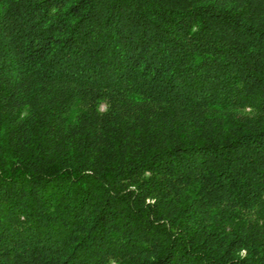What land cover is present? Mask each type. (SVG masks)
Returning a JSON list of instances; mask_svg holds the SVG:
<instances>
[{
    "label": "trees",
    "instance_id": "trees-1",
    "mask_svg": "<svg viewBox=\"0 0 264 264\" xmlns=\"http://www.w3.org/2000/svg\"><path fill=\"white\" fill-rule=\"evenodd\" d=\"M0 264H264V0H0Z\"/></svg>",
    "mask_w": 264,
    "mask_h": 264
}]
</instances>
